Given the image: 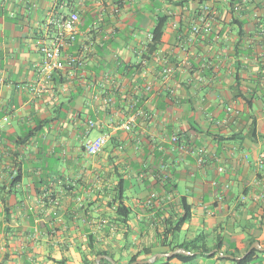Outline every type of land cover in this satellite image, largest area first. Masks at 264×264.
Here are the masks:
<instances>
[{"label":"crops","instance_id":"obj_1","mask_svg":"<svg viewBox=\"0 0 264 264\" xmlns=\"http://www.w3.org/2000/svg\"><path fill=\"white\" fill-rule=\"evenodd\" d=\"M205 5L212 28L194 32ZM72 11L77 39L64 54L84 62L46 80L42 45ZM101 134L104 148L87 153ZM260 161L264 0H0V264L97 263L99 250L117 264L162 262L182 198L191 217L166 242L210 250L172 264H234L223 251L252 246L251 264H264Z\"/></svg>","mask_w":264,"mask_h":264},{"label":"built area","instance_id":"obj_2","mask_svg":"<svg viewBox=\"0 0 264 264\" xmlns=\"http://www.w3.org/2000/svg\"><path fill=\"white\" fill-rule=\"evenodd\" d=\"M243 2H249L251 0H242ZM210 14V8L208 5H205L200 13V21L202 26L194 25L193 31L200 32L202 29L205 31L211 30V23L208 21L207 16ZM80 20V15L76 11H72L67 15L61 16L57 21V27L55 31V37L49 42L42 45V51L44 54L43 62L41 65V71L43 77L46 80H51L56 71L64 69L67 65L71 68L79 67L83 64V56L81 53L65 56V48L74 42L77 39L78 31V22ZM174 72V68L171 65H166L162 70V77L168 79ZM152 88L151 84L146 85V89L150 90ZM112 97H108L107 101H112ZM135 103H131V107H135ZM91 126H94L95 123L90 120L89 123ZM125 130H130L132 123L130 121L123 123L121 125ZM174 141L179 142V136L174 135L172 137ZM108 141L107 134H101L96 138H88L84 144L85 150L89 154H96L100 152ZM180 148L183 151H188L189 148L186 144L181 143ZM260 167L264 166V163L260 161ZM228 186V185H227ZM155 194H152L154 196Z\"/></svg>","mask_w":264,"mask_h":264},{"label":"trees","instance_id":"obj_3","mask_svg":"<svg viewBox=\"0 0 264 264\" xmlns=\"http://www.w3.org/2000/svg\"><path fill=\"white\" fill-rule=\"evenodd\" d=\"M166 21H167V17L163 16L160 17L156 23V26L153 30V38H152V43L150 45V49L154 50L157 48V46L160 44V42L162 41V37L164 34V28L166 25ZM124 195L122 194V190L119 191L118 193V198H119V202L117 205V215L119 216L120 220H122L123 222H127L129 219V216L131 214V208L130 206H128L125 201H124ZM181 204L183 207V214L181 216H179L177 218V221L175 223L174 226L165 229L164 231H162L160 237H161V244L163 245H169L170 246V250L174 251L178 248H185L186 250L193 252L195 250H200V253L202 254L204 251H209V248H205V249H200L199 247H191L189 245H186L184 243H177V244H173L172 243V239L169 242H166V239H168V237L170 236H174L176 235V232L181 230L182 225L191 217V207L189 205V203L187 202V200L185 198L181 199ZM260 223L262 225H264V212L262 214V218L260 220ZM255 239H253L250 242V245L252 242H254ZM94 244H90L91 248H95ZM220 248V247H218ZM224 253H230L233 255H238L237 252H233V251H229V250H224ZM261 252L260 250H258L257 248H253L252 250H250L243 258L241 259H230L231 261L234 262V264H251L252 261L255 258V255L257 253ZM98 255H108L109 253L106 251H97ZM215 254V253H214ZM197 255H190V254H185V253H175L174 255L165 258L164 261L159 262L158 260H156L153 263H145V264H172L171 260L176 258L184 263H190L192 260H194L196 258ZM138 259V255H134L131 259H130V263L134 262ZM83 263L84 264H97L96 262L88 259L87 256H83ZM101 264H112L108 259L103 258L101 259Z\"/></svg>","mask_w":264,"mask_h":264},{"label":"water","instance_id":"obj_4","mask_svg":"<svg viewBox=\"0 0 264 264\" xmlns=\"http://www.w3.org/2000/svg\"><path fill=\"white\" fill-rule=\"evenodd\" d=\"M256 244H257V247H260L259 242H256ZM252 248H254V247H253V246L250 247V249L248 250V252H249L250 250H252ZM248 252H247V253H248ZM175 253H185V254H190V251L186 250L185 248H178V249L172 251L171 253H168L167 255H174ZM247 253H246V254H247ZM246 254H245V255H246ZM245 255L240 256V257H236V256H233V255H230V256L235 257L236 259H241V258H243ZM102 257H103V255L98 256V258H97V264H101V258H102ZM104 257H106V258H107L112 264H117V263L115 262V260H114L112 257H109V256H104ZM155 260H156V256H153V257H151V258H149V259H146V260H136V261L131 262V263H129V264H145V263H153V262H155Z\"/></svg>","mask_w":264,"mask_h":264}]
</instances>
